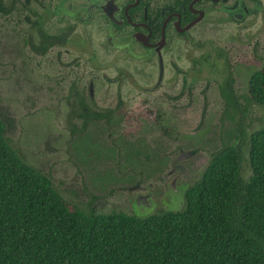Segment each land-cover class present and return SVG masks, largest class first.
<instances>
[{
  "label": "rangeland",
  "instance_id": "1",
  "mask_svg": "<svg viewBox=\"0 0 264 264\" xmlns=\"http://www.w3.org/2000/svg\"><path fill=\"white\" fill-rule=\"evenodd\" d=\"M8 7L9 0H0V120L4 137L26 164L45 175L76 207L86 209L92 203L97 213L122 212L137 217L177 211L181 209L178 188L185 191L193 185L211 154L236 142L238 123L247 136L264 124V108L251 102L247 94L249 77L264 66L263 34L257 47L250 44L246 32L219 36L221 48L232 49L237 114L225 109L218 92L222 68L213 59L198 78V74L190 78L194 93L187 99H157V91L152 95L155 100H145L150 86L147 92L143 90L145 95L134 98L131 87L126 86L122 96L132 107L127 117L112 127H85L77 113L65 105L69 83L75 76L84 80L95 73L114 76L116 70L108 67L94 72L88 65L77 70L58 68L54 61L35 56L24 44L27 33L22 31L19 17L10 15ZM173 88L169 91L176 94L178 90ZM180 151L195 154L179 158ZM178 164L186 166L184 174L172 171ZM245 170L249 176L247 166Z\"/></svg>",
  "mask_w": 264,
  "mask_h": 264
},
{
  "label": "trees",
  "instance_id": "2",
  "mask_svg": "<svg viewBox=\"0 0 264 264\" xmlns=\"http://www.w3.org/2000/svg\"><path fill=\"white\" fill-rule=\"evenodd\" d=\"M231 83L220 92L237 114ZM247 91L264 108V68ZM236 131L184 191L181 209L137 217L71 204L12 149L0 120V264H264V124L249 136L240 123Z\"/></svg>",
  "mask_w": 264,
  "mask_h": 264
},
{
  "label": "flooded vegetation",
  "instance_id": "3",
  "mask_svg": "<svg viewBox=\"0 0 264 264\" xmlns=\"http://www.w3.org/2000/svg\"><path fill=\"white\" fill-rule=\"evenodd\" d=\"M7 11L19 17L27 33L24 44L35 56L54 61L58 68L88 65L97 72L114 67V76H75L67 87L65 105L85 127H112L124 120L132 109L122 96L126 86L134 98L150 86L145 100H155L157 91V99H187L194 93L190 78H198L213 59L222 68L220 86L231 80L239 109L232 49L221 48L219 36L246 32L256 47L264 36V0H9ZM31 46L43 49L36 53ZM171 87L178 92L171 94ZM194 154L180 151L179 158ZM175 170L184 174L186 166L174 165ZM183 189L178 188L181 207Z\"/></svg>",
  "mask_w": 264,
  "mask_h": 264
}]
</instances>
